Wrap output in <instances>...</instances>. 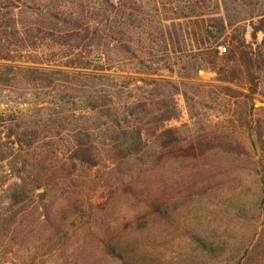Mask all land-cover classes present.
I'll use <instances>...</instances> for the list:
<instances>
[{
    "label": "trees",
    "instance_id": "1",
    "mask_svg": "<svg viewBox=\"0 0 264 264\" xmlns=\"http://www.w3.org/2000/svg\"><path fill=\"white\" fill-rule=\"evenodd\" d=\"M20 2H7L5 10L0 5V50L4 39L23 34L25 29L35 37L42 31L86 28L92 30L97 50L106 55L125 50L139 58L134 39L123 44V39L116 38L119 43L112 46L109 35L113 32L121 38L156 18L141 16L144 0H96L90 15L85 11L68 14L60 2L51 0L47 11L43 3L37 8L31 1ZM148 2L158 4V0ZM190 6L184 15L173 7L175 16H159L158 22L165 34L166 21L175 27L183 17L206 21V14L219 20L217 28L204 23L205 43L190 49L189 62L197 74L201 68L217 73L218 84L206 90L221 94L225 101L216 119L197 118L192 111L196 127L188 130L168 124L181 114L175 95L160 100L133 95L131 83H120L122 75L109 71L112 67L108 65H98L93 71H69L18 64L0 51L2 84L49 87L60 78L56 74L74 73L77 83L88 91L86 100L79 99L83 114L78 116L56 113L48 121L30 120L25 111L0 109V190L9 191L7 205L0 206V252L35 241L32 247L37 258L53 250L54 243L65 247L72 239L73 225L80 222V227L93 231L112 258L121 264H137L138 243L125 240L120 230L110 233L99 225L103 219L92 198L97 190L105 188L111 200L118 194L133 197L141 205L133 219V227L140 231H150L156 222L174 220L177 209L186 203L225 193L235 227L248 230L235 239L229 227L207 234L189 229L191 264H231L233 260L264 264V104H258L264 102V13L253 22L250 39L232 34L231 45L221 52L215 40L226 33L225 20L211 15L215 11L200 2L192 0ZM34 8L38 17L20 19L24 11ZM108 61L116 59L109 56ZM188 78L197 81V76ZM184 92L190 102L188 90ZM84 117L90 121H82ZM66 132L68 140L61 146L55 139ZM254 224L253 231L249 226Z\"/></svg>",
    "mask_w": 264,
    "mask_h": 264
},
{
    "label": "rangeland",
    "instance_id": "2",
    "mask_svg": "<svg viewBox=\"0 0 264 264\" xmlns=\"http://www.w3.org/2000/svg\"><path fill=\"white\" fill-rule=\"evenodd\" d=\"M12 1L21 5L20 0H0V5L4 7L3 10L7 9L5 7L7 2L11 3ZM22 1H31L30 3L37 8L43 3L42 7L44 11H47V2L50 0ZM51 1L60 2L62 9L68 14L85 11L90 15L95 10L96 0ZM144 1L145 3L141 7V16L152 14L156 17L155 22L145 26L139 24L137 32H131V34L127 32L125 35L122 34L121 38H119L120 35L113 34V32L112 36L109 35L112 46L119 43L116 38L121 41L123 39V44H128L131 38L134 39L132 44L136 45L139 58H134L130 53L124 52L125 50L121 54L113 51L111 55H106L101 49L97 50L93 44L92 30L86 28L79 31H42L35 34V37L25 29L23 34L14 33L4 39L0 51L7 53L10 61L18 64L69 71L80 69L93 71L98 65H108L112 67V70L109 71L122 75L120 83H131L133 95L154 97L158 100L175 95L181 114L180 117L168 121L170 126H183L186 130L196 127L195 119L191 115L192 111L196 113L197 118L203 117L208 121L216 119V115L222 113L224 109L221 102L225 99L221 94H212L206 89L216 87L218 84L217 73L201 68L197 74L196 68L192 67L189 58L192 47L205 43L206 38L202 35L204 23L208 22L210 27L217 28L219 20H211L210 16L206 14L204 16L206 21H203L202 18L199 21L196 19L191 21L189 18L183 17L177 20L182 24L175 27L170 26V22L166 21L164 22L166 24L164 34L162 25L160 21L158 22L159 16H175L173 7H179V12L182 15L189 13L192 0H158V4L148 2L149 0ZM193 1L200 2L202 7L209 11H215L211 15L225 20L227 31L215 40V45L221 52V45H231L230 36L232 34L239 38L250 39L253 22L258 20L260 13H264V0ZM82 6H86L87 9ZM37 8L24 11L20 19L25 22L27 19L30 20L33 15L38 17ZM126 19L127 16L123 18V20ZM124 27L127 29L126 26ZM175 28L178 30L173 34ZM150 31L153 34L149 38ZM30 36L35 39L32 40ZM109 56L115 58L116 61H108ZM101 57H103L102 60ZM132 75L135 78H131ZM188 75L197 76V81L189 82ZM56 76L60 78L54 82L53 86L49 87H32L23 83L14 85L0 83V109L25 111L26 117L30 120H42L43 118L47 120L56 113H65L72 117L74 114L75 116L83 114L82 109H79L81 103L79 99L81 97L84 100L88 98L86 88L77 83L74 73H59ZM212 84L215 86H211ZM187 90L190 102L184 92ZM125 98L121 96V99ZM258 104H264V102L259 100ZM75 120L71 122V125L77 122ZM81 120L90 121L88 117ZM68 135L69 132H66L55 140L63 146L68 140ZM246 135L248 136V132ZM173 184L176 190L178 182L175 180ZM92 198L96 205V213L100 214L103 219V223L99 224L102 225V229H106L110 233L120 230L125 240H129L130 243H138V250L136 249L135 252L139 260L137 264H191L190 257L193 247L189 229L207 234L215 228L223 231L229 227L228 233L235 239L248 230L247 228L243 232L240 228L235 227L236 220L230 214V208L226 207L227 195L225 193H214L193 203L182 205L175 212L174 220L156 222L150 227V231H140L133 227V219L141 209V205H138L133 197L118 194L111 200L108 199L107 190L101 188L93 194ZM8 199L9 191L1 188L0 206L7 205ZM107 201L108 203H106ZM227 203L229 204V202ZM101 204H104L103 207L100 206ZM258 223L260 224V220ZM255 225L249 227L254 231L257 228ZM73 230L72 239L65 247L54 243L53 250L39 255L37 258H34L35 252L32 247L36 243L35 241L23 247L20 244L12 245L14 248L8 253L0 252V264H121L101 248L95 234L93 231L89 232L87 226L80 227V222H77L73 225ZM11 242L14 243L12 239ZM234 261L231 264H236Z\"/></svg>",
    "mask_w": 264,
    "mask_h": 264
},
{
    "label": "built area",
    "instance_id": "3",
    "mask_svg": "<svg viewBox=\"0 0 264 264\" xmlns=\"http://www.w3.org/2000/svg\"><path fill=\"white\" fill-rule=\"evenodd\" d=\"M221 49H222V52H225L227 50V46L226 45H221Z\"/></svg>",
    "mask_w": 264,
    "mask_h": 264
}]
</instances>
